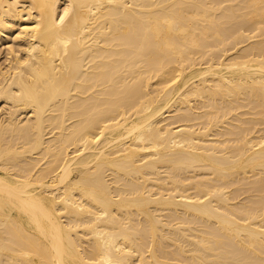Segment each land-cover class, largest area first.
I'll use <instances>...</instances> for the list:
<instances>
[{
  "label": "bare ground",
  "instance_id": "1",
  "mask_svg": "<svg viewBox=\"0 0 264 264\" xmlns=\"http://www.w3.org/2000/svg\"><path fill=\"white\" fill-rule=\"evenodd\" d=\"M0 264H264V0H0Z\"/></svg>",
  "mask_w": 264,
  "mask_h": 264
},
{
  "label": "rangeland",
  "instance_id": "2",
  "mask_svg": "<svg viewBox=\"0 0 264 264\" xmlns=\"http://www.w3.org/2000/svg\"><path fill=\"white\" fill-rule=\"evenodd\" d=\"M3 56H4V54H2V56L0 55V63H1V61L4 60V59L2 58ZM1 58H2L3 60H2Z\"/></svg>",
  "mask_w": 264,
  "mask_h": 264
}]
</instances>
